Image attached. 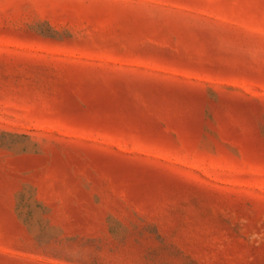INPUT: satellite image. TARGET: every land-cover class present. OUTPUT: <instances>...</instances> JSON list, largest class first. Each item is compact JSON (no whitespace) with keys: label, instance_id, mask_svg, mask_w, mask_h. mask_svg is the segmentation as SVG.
Returning <instances> with one entry per match:
<instances>
[{"label":"rangeland","instance_id":"obj_1","mask_svg":"<svg viewBox=\"0 0 264 264\" xmlns=\"http://www.w3.org/2000/svg\"><path fill=\"white\" fill-rule=\"evenodd\" d=\"M0 264H264V0H0Z\"/></svg>","mask_w":264,"mask_h":264}]
</instances>
